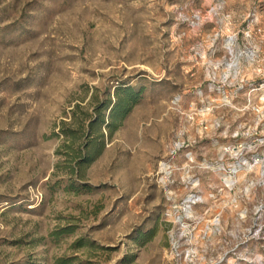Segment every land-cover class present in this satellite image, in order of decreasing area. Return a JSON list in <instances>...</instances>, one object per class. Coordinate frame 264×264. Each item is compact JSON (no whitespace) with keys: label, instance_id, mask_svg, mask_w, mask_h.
Listing matches in <instances>:
<instances>
[{"label":"rangeland","instance_id":"obj_1","mask_svg":"<svg viewBox=\"0 0 264 264\" xmlns=\"http://www.w3.org/2000/svg\"><path fill=\"white\" fill-rule=\"evenodd\" d=\"M256 155L264 0H0V264H264Z\"/></svg>","mask_w":264,"mask_h":264},{"label":"trees","instance_id":"obj_2","mask_svg":"<svg viewBox=\"0 0 264 264\" xmlns=\"http://www.w3.org/2000/svg\"><path fill=\"white\" fill-rule=\"evenodd\" d=\"M115 100L112 102L107 99L104 106L96 110V117L92 119L86 130V136L88 141L84 146V150L80 152L77 166L82 169L91 164L103 151L105 135L103 130L107 133V138L117 131L124 119L132 110L133 106L137 103L139 93L132 87H117L115 89ZM104 111H108L107 117H105ZM70 232L68 230H62L60 233ZM91 247L92 245L84 239H78L74 242L73 247L75 249L81 247ZM55 264H71L69 259H60Z\"/></svg>","mask_w":264,"mask_h":264},{"label":"built area","instance_id":"obj_3","mask_svg":"<svg viewBox=\"0 0 264 264\" xmlns=\"http://www.w3.org/2000/svg\"><path fill=\"white\" fill-rule=\"evenodd\" d=\"M242 165L246 166V171L248 173H253L254 171H257L258 175H259V179L256 180L255 183L250 182V184L248 185V188H246V190H249L250 188H262L264 189V156L262 157H258L257 155L254 156L249 162H247V164H242L239 163L238 166L233 167V169L231 170L230 175H234L236 173H238L239 169H241ZM229 181V183H227L231 188L235 186L236 181H232L231 179H226ZM225 180V181H226ZM257 213H259V218L264 216V207L262 205H260L257 210ZM257 236H259L261 233H264V222L262 223V225H260L255 231Z\"/></svg>","mask_w":264,"mask_h":264},{"label":"bare ground","instance_id":"obj_4","mask_svg":"<svg viewBox=\"0 0 264 264\" xmlns=\"http://www.w3.org/2000/svg\"><path fill=\"white\" fill-rule=\"evenodd\" d=\"M227 183H229V181L227 180ZM218 222V221H217Z\"/></svg>","mask_w":264,"mask_h":264}]
</instances>
